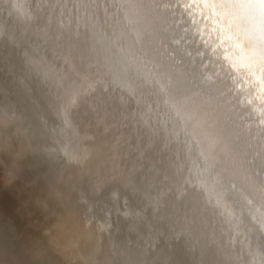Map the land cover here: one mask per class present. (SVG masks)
I'll list each match as a JSON object with an SVG mask.
<instances>
[{
  "label": "bare ground",
  "instance_id": "obj_1",
  "mask_svg": "<svg viewBox=\"0 0 264 264\" xmlns=\"http://www.w3.org/2000/svg\"><path fill=\"white\" fill-rule=\"evenodd\" d=\"M10 42L62 103L102 92L131 104L127 118L143 104L187 208L175 238L211 264H264V0H0V45ZM1 183V220L19 232L33 217H20L27 192Z\"/></svg>",
  "mask_w": 264,
  "mask_h": 264
},
{
  "label": "rangeland",
  "instance_id": "obj_2",
  "mask_svg": "<svg viewBox=\"0 0 264 264\" xmlns=\"http://www.w3.org/2000/svg\"><path fill=\"white\" fill-rule=\"evenodd\" d=\"M12 46L0 45V168L12 165L0 181L27 192L20 217H33L19 232L0 217V264H211L208 251L175 238L187 208L175 199L167 176L172 165L161 140L152 137L155 122L145 106L127 118L122 114L130 115L131 104L101 102L102 92L94 101L87 93L84 101L62 103L25 66L19 45ZM60 111L69 113L70 123L63 125Z\"/></svg>",
  "mask_w": 264,
  "mask_h": 264
},
{
  "label": "water",
  "instance_id": "obj_3",
  "mask_svg": "<svg viewBox=\"0 0 264 264\" xmlns=\"http://www.w3.org/2000/svg\"><path fill=\"white\" fill-rule=\"evenodd\" d=\"M10 32H13V30H11ZM24 62V61H23ZM196 264V263H195Z\"/></svg>",
  "mask_w": 264,
  "mask_h": 264
}]
</instances>
